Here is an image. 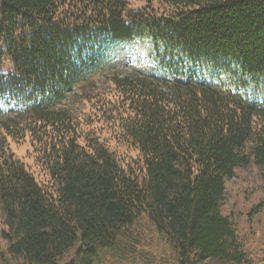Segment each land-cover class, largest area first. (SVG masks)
<instances>
[{"label": "trees", "instance_id": "16d2710c", "mask_svg": "<svg viewBox=\"0 0 264 264\" xmlns=\"http://www.w3.org/2000/svg\"><path fill=\"white\" fill-rule=\"evenodd\" d=\"M136 37L166 58L224 59L264 77V0H0L7 253L28 264H155L136 250L145 218L170 247L168 264H255L222 206L237 169L256 166L264 179V107L182 71L184 81L113 72L85 91L111 47ZM115 130L136 162L109 150L103 135ZM26 142L42 147L50 185L17 157Z\"/></svg>", "mask_w": 264, "mask_h": 264}, {"label": "rangeland", "instance_id": "374dc122", "mask_svg": "<svg viewBox=\"0 0 264 264\" xmlns=\"http://www.w3.org/2000/svg\"><path fill=\"white\" fill-rule=\"evenodd\" d=\"M135 5L134 3H132ZM143 52L147 53L153 52L152 45L142 44ZM131 46L122 45L116 46L113 50H109V55L112 58L113 68L106 66L104 72L98 82H91L87 87L84 88L85 91L89 92V89L92 86H96L104 89L108 84V78L111 76L112 72L120 73L121 70L127 71L130 67V55L132 53ZM156 54L155 56H157ZM226 68V67H225ZM231 68L227 69V73L223 78H229L231 75ZM204 72L207 73V68H204ZM236 74L244 76L240 71ZM170 76L172 74H169ZM230 81V78H229ZM93 84V85H91ZM247 85V88L250 91H254L257 87L256 83H242ZM242 84L240 86L242 87ZM260 86L258 89H255L254 92H264V82L259 83ZM83 88H80V91ZM101 129L105 125H100ZM118 130L105 132L103 139L106 140L109 150L114 154L117 159H122V163H132L138 160L137 150L135 149L132 142L125 139L121 133H118ZM42 142V141H41ZM39 146H30L28 147L27 142L25 144L15 145L14 151L17 153V157L21 158L23 162H26L29 170L34 174L35 178L39 181L40 184L50 185L49 177L44 173V167L38 164L37 162V152L42 150V147L39 143ZM225 198L224 204L222 206V213L226 215L232 222L238 238L247 253L255 264H264V179L261 178L259 174V169L256 166L250 165L243 169H237L234 173L232 179L226 181L225 183ZM141 229H138L141 232L140 241L136 244L137 251H143L153 260H156L157 264H168L167 261L170 259V247L168 246L165 239L155 233H152L148 228V224L143 218L140 221ZM3 228V224L0 218V230ZM136 229V228H135ZM149 230V231H147ZM74 253L72 250L68 256L71 257ZM67 259V258H66ZM115 260L113 258L106 256L103 257L99 264H113ZM155 263V264H156ZM0 264H28L20 257L11 256L6 251L5 241L0 237Z\"/></svg>", "mask_w": 264, "mask_h": 264}, {"label": "bare ground", "instance_id": "6f19581e", "mask_svg": "<svg viewBox=\"0 0 264 264\" xmlns=\"http://www.w3.org/2000/svg\"><path fill=\"white\" fill-rule=\"evenodd\" d=\"M123 7V6H122ZM100 29V28H99ZM104 30V29H103ZM163 30V29H162ZM102 31V30H101ZM159 31V30H158ZM104 32V31H103ZM161 33V32H160ZM100 34V33H99ZM162 35V34H161ZM164 35V34H163ZM114 38V37H113ZM122 38V37H121ZM173 43V42H172ZM163 44V43H162ZM101 47V46H100ZM90 49V48H89ZM92 49V48H91ZM187 59V58H186ZM140 79V78H139ZM71 80V79H70ZM129 81V80H128ZM130 82V81H129ZM163 83V82H162ZM39 84V83H38ZM31 85V84H30ZM27 86V85H26ZM51 87V86H50ZM156 94V93H155ZM59 102V101H58ZM158 106V105H157Z\"/></svg>", "mask_w": 264, "mask_h": 264}]
</instances>
